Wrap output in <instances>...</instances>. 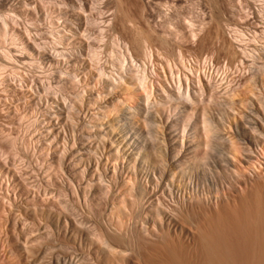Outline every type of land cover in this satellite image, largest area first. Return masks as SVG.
<instances>
[{
	"label": "rangeland",
	"instance_id": "1",
	"mask_svg": "<svg viewBox=\"0 0 264 264\" xmlns=\"http://www.w3.org/2000/svg\"><path fill=\"white\" fill-rule=\"evenodd\" d=\"M213 13L219 14V24L211 20ZM142 41L148 45L149 59L138 55ZM125 45L133 57V68ZM44 48H52L60 61L79 50L95 80L116 75L124 66L135 75L136 86L143 84L140 69L147 63L146 83L155 89L161 82L160 66L173 71L175 78L187 72V67L198 68L194 72L200 78L211 72L215 87L193 97L190 105L176 98L166 101L163 114L188 116L201 127L204 114L218 121L233 111L238 114L234 115L236 121L243 113L248 116L243 118L246 126H258L253 124L250 110L251 105L255 109L257 85L264 83V0H0V264H112V257L102 248L103 231L107 228L113 236L115 231L128 234L133 230L136 235L134 231L146 227L151 214L153 199H144L139 207L138 196L126 194L119 181H100L94 175L93 181L86 176L71 183L70 189L65 186L66 178L52 155L57 143L41 124V105L53 99L68 102L89 82L88 72L72 77L80 71L79 65L74 68L65 63L69 65L65 74L61 65L44 63L37 55ZM238 50H245L244 58ZM253 58L254 67H261L258 79L253 76ZM150 90L139 88L124 96L133 105L139 101L138 95L152 98ZM193 121L186 126L188 130L195 128ZM182 126L181 122L177 128H186ZM163 127L165 124L156 128ZM221 144L211 143L213 150L209 147L211 155L204 166L211 168L216 159L225 158L226 146ZM201 148L196 154L204 151ZM183 158L181 155L180 160ZM260 161L237 185L230 179L207 183L200 204L193 201L177 213L186 232L164 233V237L161 232L153 238L137 234L130 240L132 246L113 237V243L126 251L119 264H264V159ZM165 165L161 168L167 171L175 167ZM158 193L156 196H163ZM121 195L127 200L125 205L118 204ZM7 197L17 198L27 211H13L3 199ZM166 198L165 204L171 206L174 202ZM116 204L121 218L110 215ZM2 210L9 211L7 219ZM58 214L75 223V238L80 239L81 247L56 230Z\"/></svg>",
	"mask_w": 264,
	"mask_h": 264
},
{
	"label": "bare ground",
	"instance_id": "2",
	"mask_svg": "<svg viewBox=\"0 0 264 264\" xmlns=\"http://www.w3.org/2000/svg\"><path fill=\"white\" fill-rule=\"evenodd\" d=\"M79 1L84 3V0ZM216 14L218 13L212 14L213 16L211 17V20L213 19V21L217 23L221 20H218L219 14L218 16ZM219 23L220 22H218V24ZM162 38L163 37H161V39ZM161 41L163 43L165 40L163 41L162 39ZM146 42L149 44L148 40ZM146 42L142 41L140 43V53L138 54L144 60L151 57ZM29 45L31 46V44ZM240 47H242V45H240ZM51 49L52 48H44L42 51H37L38 57L41 56L44 63L57 66L61 65V68L65 70V74H67L66 70L69 66H65V63H70L74 68L76 65H79L80 71L76 70L74 73L76 76L73 75L72 77L79 78V74H84L87 71L89 79V82H84V89L77 91L68 102L53 99L49 104L41 105L44 111L41 124L44 128L50 130L48 132L52 133L57 143L52 155L56 160L60 172L66 178L65 186H67V189H70L71 183H79V181L86 176L93 181L94 175H96L97 178L100 177V181H102V179H108L110 183L119 181L124 187L126 194L130 195L131 193H135L138 196V206L142 205L143 200L146 198L147 200L153 199V202H150L151 214L150 217L146 219V227L138 232L134 228V230H136L134 231L136 235L140 234L145 238H153V236H156L161 232H163L161 234L162 237H164V233H175L176 235L177 232H180V234L186 232L184 230L186 229V226H183L182 223L184 222L177 218V213H181V210L186 207L187 204H189L187 206L189 207L193 201H200L201 195L205 193L204 190L206 189L205 187L207 183L211 182L213 185V183L216 182L222 183V179H230L234 184H238L246 173H249L247 172L248 169L254 165L261 164L260 160L264 159L263 81V84L257 85V91L255 90L256 93H254L253 96L255 109L253 108V105H251L252 109L250 110L251 106L249 105V110L253 113L250 114L255 120H253V124L258 126H246L243 118L245 116V118L247 117V120V115L241 113L242 115L240 114L241 116H239V120L236 121V118H234L236 112L233 115V111H227L224 117L219 120L217 119L218 121H214V118L205 116L204 114L200 121L201 127H196L198 123L188 116L176 114L173 117H166L163 114V104L170 99L176 98L182 100L183 104L190 105L193 101V97L196 98L205 90H210L215 87L212 83L211 72L207 71L208 74L202 76L203 78H200L199 76L197 77V75L195 76L196 72H194V70L197 71L198 68L193 69L187 67L189 72H185L186 70L180 72V76L178 75L177 78H175L173 76V71L169 70V68L166 69L160 66L161 74L159 75L161 76L159 77H161V82L159 83L158 88L155 89L153 87L150 88V86L153 85H148V87L146 83L148 82L147 76L149 75L147 74V63H143L142 68L140 69V72L143 75L141 78L143 84L136 86V83L133 81L135 75L131 72L128 73L124 66L119 68V73L116 75L113 74L109 78H103L104 80H95L92 76L94 71L90 68H86L87 65L85 64V61L81 59L79 50L70 52L67 61H60L58 55ZM124 49L126 56L130 61V66L133 68L134 65L132 61L134 60L131 53L128 51L127 45L124 46ZM238 52L241 57L244 58L245 50H238ZM251 63L253 64L251 67L254 70V78H261V67H254V58ZM139 88L151 89L150 94L152 98L147 94L138 95L137 98L139 101L130 105L128 102L130 97L124 96L125 93H130V91L137 92ZM120 97H127V99L125 98L123 100ZM90 109L92 111H90ZM229 109L232 110V106ZM235 116H238V114ZM192 121L195 122L193 123L195 128L193 130H188L187 127ZM181 122L184 127H187L180 131L177 127ZM216 122L217 124H215ZM226 123H228V125ZM162 124H165V127L158 130L156 127ZM145 126L151 127V130L147 131ZM215 141H219L226 146V148H224L226 149V153L225 151L223 152L225 153L223 154L225 155V158H222V160L216 159L217 162H214L213 164L211 163V168H209L207 167L208 165H203L205 164L203 161H206L208 158L211 151L210 148L212 149L210 145ZM200 147H202L201 149L204 148V151H201V154L198 155L196 152ZM181 155H184V160L181 159L182 161L180 160ZM220 157L224 156L221 155ZM256 162L258 163L256 164ZM169 163L175 167H170L168 171L165 168H161L164 164H166L165 166L167 167V164ZM254 167L256 168V166ZM198 171H200L201 174L198 173ZM164 181H167V184ZM242 182L244 183L243 180ZM208 187L209 186H207V189ZM215 188L217 190V186H215ZM158 192H161L163 196H156V193L159 194ZM188 194L189 196H187ZM166 196L174 202L171 206L165 204V200L167 199ZM13 197L15 196L13 195ZM3 199L10 202L9 205H11L10 207L13 208V211L17 213L22 210L24 212L27 211L26 207L20 205L21 203L18 204L19 201H16L17 198L12 199L11 197H7ZM126 201L125 197L122 196V198L119 199L118 204L122 203L125 205ZM199 201L198 203L200 204L201 201ZM118 204L114 206V211L110 212V215L115 214L114 217L117 216V218L121 216V213H118L120 210H118ZM201 204H203V202ZM139 207L142 208V206ZM2 212L5 213V219H7L9 211L2 210ZM138 212L142 211L139 210ZM141 214L142 213H139V215ZM185 215H187V213ZM111 218H113V216ZM56 219V230L62 231L64 239L67 241L71 240V242L75 244V247H81L80 239L76 240L75 238V223L69 220V217L64 214H58ZM105 228L106 226L104 229ZM106 230L107 232L103 231L105 240L101 243L103 244L102 248L104 252H107L112 257L110 263L119 264V260L124 259L123 257L125 256L126 251L123 249L124 247L121 249V247L119 248L113 243V237H116L115 239H124L127 244L131 245L130 240H133L132 237H136V235H134V233L132 234V230V232H128V234L126 232L123 233L122 231H117L116 233L115 231V234L113 233L112 236V232H108L109 229L107 228ZM168 236L169 235H165L167 238ZM137 238L139 237L137 236ZM168 239L172 240L170 237ZM161 244H163V242ZM125 247L127 248V246ZM98 250L99 249H97L96 252ZM23 251L28 253L26 247H23ZM177 251H179V249ZM177 261L174 260L173 263ZM67 264L73 263L69 262Z\"/></svg>",
	"mask_w": 264,
	"mask_h": 264
}]
</instances>
